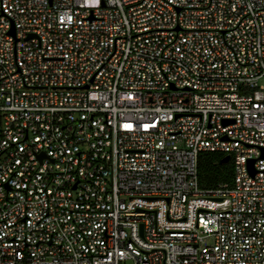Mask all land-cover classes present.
<instances>
[{"label": "built area", "instance_id": "built-area-1", "mask_svg": "<svg viewBox=\"0 0 264 264\" xmlns=\"http://www.w3.org/2000/svg\"><path fill=\"white\" fill-rule=\"evenodd\" d=\"M262 77L264 0H0V264H264Z\"/></svg>", "mask_w": 264, "mask_h": 264}, {"label": "trees", "instance_id": "trees-1", "mask_svg": "<svg viewBox=\"0 0 264 264\" xmlns=\"http://www.w3.org/2000/svg\"><path fill=\"white\" fill-rule=\"evenodd\" d=\"M220 151H201L198 154L197 173L199 184L203 187L213 186L219 182L230 181L232 164L230 160L222 161Z\"/></svg>", "mask_w": 264, "mask_h": 264}, {"label": "water", "instance_id": "water-1", "mask_svg": "<svg viewBox=\"0 0 264 264\" xmlns=\"http://www.w3.org/2000/svg\"><path fill=\"white\" fill-rule=\"evenodd\" d=\"M228 159H229V155L226 154L223 156L222 161H227ZM249 165L251 166V162L249 163Z\"/></svg>", "mask_w": 264, "mask_h": 264}, {"label": "rangeland", "instance_id": "rangeland-1", "mask_svg": "<svg viewBox=\"0 0 264 264\" xmlns=\"http://www.w3.org/2000/svg\"><path fill=\"white\" fill-rule=\"evenodd\" d=\"M259 82L262 83V84H264V77L260 78L259 79Z\"/></svg>", "mask_w": 264, "mask_h": 264}]
</instances>
